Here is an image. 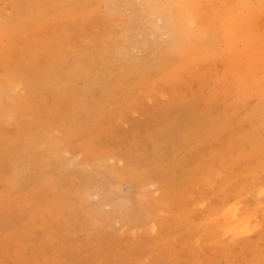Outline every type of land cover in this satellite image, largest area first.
I'll use <instances>...</instances> for the list:
<instances>
[{
  "label": "rangeland",
  "instance_id": "374dc122",
  "mask_svg": "<svg viewBox=\"0 0 264 264\" xmlns=\"http://www.w3.org/2000/svg\"><path fill=\"white\" fill-rule=\"evenodd\" d=\"M79 1L0 0V79L6 76L15 90L14 98L2 99L14 111L0 115V169L21 167L25 174L13 188L0 179V264H264V101L225 79L233 60L219 26L232 1L164 0L186 22L193 45L183 50L203 46L195 59L181 53L182 43L174 45L180 54H164L170 37L164 17L141 0L75 7ZM59 6L69 9L53 10ZM126 51L137 61L162 57L176 71L113 91L105 109L96 108L97 89L82 97L68 91L54 110L50 95L42 99L49 72L69 62L90 60L92 69L119 80L104 63L128 58ZM79 102L90 107L87 114L74 113ZM55 147L69 161L51 183L55 209L29 218L37 201L28 177L39 174L34 161ZM89 157L105 158L114 172L83 164ZM81 170L98 179L83 180ZM100 184L117 189L125 206L138 196L142 227L123 223L93 194ZM236 201L241 214L254 218L240 233L220 217Z\"/></svg>",
  "mask_w": 264,
  "mask_h": 264
},
{
  "label": "bare ground",
  "instance_id": "6f19581e",
  "mask_svg": "<svg viewBox=\"0 0 264 264\" xmlns=\"http://www.w3.org/2000/svg\"><path fill=\"white\" fill-rule=\"evenodd\" d=\"M87 1L88 0H80L75 5V7L84 8L87 4ZM231 1L232 5L229 8H223L221 10L222 21L219 26V38L225 46L226 50L224 51H228L229 59L233 60L231 61L233 72L230 74H226L225 79L226 81H231L232 89L240 86V89L247 94L255 96L264 101V0ZM140 3L141 6L149 10L152 15L156 14L164 17L165 28L167 29L170 36L169 40L166 43L167 48L165 49V55L180 54L181 49L175 48L174 45L182 43V54L190 52L193 54L194 59L202 56V52L204 51L203 46L197 45L191 47L187 51L183 50L184 45H191L189 42L190 37H187L186 39V34L184 32V26L186 25V22H184L185 20L181 21V19L171 11L170 7L166 5L164 0H141ZM191 6L193 7V5ZM184 7H187V5ZM68 9L69 6H59L58 8H53L54 11L59 12L67 11ZM104 42L112 45L118 44L114 40L112 41L109 38ZM123 46L125 45H122L121 47ZM124 48L126 50V46ZM117 49L119 50V48ZM205 49L207 51V48ZM128 56V58H124L121 55H117L113 59H107V62L104 63L108 69L113 65L115 70H118L119 80L116 81L110 80L111 74H109L107 70L104 69L98 71L97 69H92L90 60H83L82 62H77L75 65L74 62H69L64 69H61V72L52 70L51 72H49V83H47L42 89V99H45L47 95H50L53 100L54 110L57 107V104L61 102V99L65 97V94L68 91H80L79 96L82 97V95L90 94L93 90L97 89L100 90L101 96L99 97L96 108L101 109L103 105L107 103L109 95L113 91H123L125 89H131L133 87H141V85H148L153 81V79L174 72L177 68L175 64L170 63L168 60H165L162 57L157 58L154 55H150L144 61H137L129 54ZM126 78H130L132 82L127 83L124 80ZM79 80L84 81L82 89L75 88V85ZM11 85V81H9L6 76L0 79V115L8 113L12 114L14 111V105H8L6 108L2 105V99L4 97H15V90ZM257 107L259 106L257 105ZM89 109L90 107H88L87 104L85 105V103L83 102H79L73 107L74 113H80V115L87 114L89 112ZM48 111H52V107H50ZM85 160L86 161H84L83 164L88 165L91 168L97 169L98 167H101L104 170L107 169L109 172H114V169L112 167L106 166V163L104 162L105 158L103 157L100 159H92L91 157H89L85 158ZM68 162L69 161L61 158V154L58 152V149L56 147L50 152L42 154L34 161L36 168L39 170V174L35 176L34 174L30 173L28 182L34 184V186L32 185V189L35 193L33 197L37 202H32L33 210L31 213H29V218H31L36 212H42L44 208L47 212H49L50 209H55V202L53 201V195L51 193V183L59 181L62 176L65 175ZM166 164H164L162 167H165ZM176 174H178V172ZM78 175L83 180L85 179L87 181H93L94 178L98 179L96 175L90 177L88 173H85L82 170L78 172ZM182 175L184 176V174ZM23 176H25V174L23 173V168L21 167H16L10 170L0 169V179L7 183L8 187L10 188H13V186L15 185L22 184L21 182ZM100 185L101 186L96 188V191L93 194L99 197L103 204L105 203L109 205V207L113 211L120 212L122 214L121 220L123 223L136 227H142L141 225L145 221V211L142 206L143 202L138 198V196L136 199H134V203L130 204L129 206H125L124 203L116 197L117 189H114L108 184ZM83 193L86 192L83 191ZM62 197V205H64L66 204L64 201L66 196L64 197L63 195ZM40 202L43 203V207L41 209L38 206ZM238 204L239 202L237 203L236 201V204L234 205L235 207L233 205V207L231 208L228 207V210H226L225 212L222 211L223 214L222 216L220 215L222 222L226 223L229 230L235 233L246 231L251 223L249 220L254 219L252 218V215L250 216L248 213H245V211H243L245 214H241L236 208ZM95 210L96 209H93V211ZM90 217L92 216L90 215ZM150 218H153V220L155 219L152 216ZM218 221L220 220L218 219ZM251 233H253V231H251Z\"/></svg>",
  "mask_w": 264,
  "mask_h": 264
}]
</instances>
